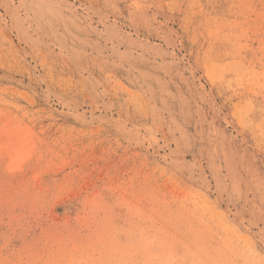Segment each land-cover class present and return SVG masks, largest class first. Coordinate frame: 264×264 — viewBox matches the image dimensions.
Listing matches in <instances>:
<instances>
[{
  "label": "rangeland",
  "instance_id": "rangeland-1",
  "mask_svg": "<svg viewBox=\"0 0 264 264\" xmlns=\"http://www.w3.org/2000/svg\"><path fill=\"white\" fill-rule=\"evenodd\" d=\"M246 244L264 0H0V264H239Z\"/></svg>",
  "mask_w": 264,
  "mask_h": 264
},
{
  "label": "bare ground",
  "instance_id": "bare-ground-1",
  "mask_svg": "<svg viewBox=\"0 0 264 264\" xmlns=\"http://www.w3.org/2000/svg\"><path fill=\"white\" fill-rule=\"evenodd\" d=\"M246 245L240 253L239 264H264V250H262L264 249V244L261 246L262 249L259 250L250 248L249 244Z\"/></svg>",
  "mask_w": 264,
  "mask_h": 264
}]
</instances>
